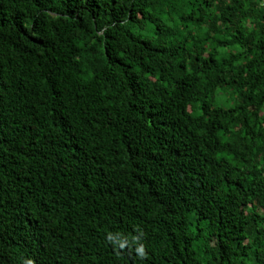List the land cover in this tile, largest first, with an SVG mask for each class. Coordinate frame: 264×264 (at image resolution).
Wrapping results in <instances>:
<instances>
[{
    "label": "trees",
    "instance_id": "obj_1",
    "mask_svg": "<svg viewBox=\"0 0 264 264\" xmlns=\"http://www.w3.org/2000/svg\"><path fill=\"white\" fill-rule=\"evenodd\" d=\"M0 264H264V0H0Z\"/></svg>",
    "mask_w": 264,
    "mask_h": 264
}]
</instances>
